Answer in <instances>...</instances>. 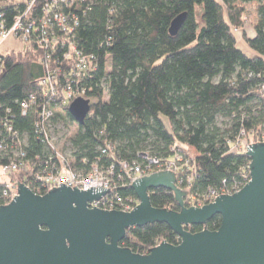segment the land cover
Segmentation results:
<instances>
[{"label":"trees","instance_id":"1","mask_svg":"<svg viewBox=\"0 0 264 264\" xmlns=\"http://www.w3.org/2000/svg\"><path fill=\"white\" fill-rule=\"evenodd\" d=\"M27 1L0 0V22L8 26ZM248 5L255 12L252 36L245 29ZM35 6L32 14L40 9L38 2ZM72 9L79 21L73 41L83 54L94 56V68L74 79L61 52L44 48L32 36L26 51H12L0 63V117L24 138L23 148L37 168L50 153L35 128L45 105L54 114V133L67 138L62 145L72 150L76 168L137 161L144 152L165 158L179 143L192 158V192L220 190L223 181L231 184L247 174L249 157L230 151L229 142L241 131L253 140L264 133V0H83ZM181 13L186 18L171 36L170 22ZM237 34L250 54L237 46ZM56 59L63 77L84 89L90 111L81 125L70 116L68 100L42 97L46 65L55 66ZM23 102L29 104L24 115ZM70 125L76 126L72 132ZM6 162L0 156V165ZM23 176L20 171L11 177L23 182ZM115 191L135 197L129 185ZM148 194L153 207L179 211L171 191L159 187ZM220 221L215 215L184 229L214 231ZM162 241L177 244L180 238L155 222L127 228L119 245L146 254Z\"/></svg>","mask_w":264,"mask_h":264},{"label":"water","instance_id":"2","mask_svg":"<svg viewBox=\"0 0 264 264\" xmlns=\"http://www.w3.org/2000/svg\"><path fill=\"white\" fill-rule=\"evenodd\" d=\"M186 18L177 15L169 26L175 36ZM90 111L87 100L70 102L68 112L81 125ZM249 181L233 194L221 193L201 206H186V192L175 184L172 171H159L130 184L138 202L129 211L90 207L109 188L80 190L60 183L35 194L17 181V195L0 205V264H264V142L250 144ZM171 191L179 211L151 205L148 191ZM221 218L217 230L189 232ZM165 223L180 241H162L146 254L121 247L129 227Z\"/></svg>","mask_w":264,"mask_h":264},{"label":"built area","instance_id":"3","mask_svg":"<svg viewBox=\"0 0 264 264\" xmlns=\"http://www.w3.org/2000/svg\"><path fill=\"white\" fill-rule=\"evenodd\" d=\"M80 1L83 0H28L25 9L20 14L14 15L8 26L3 20L0 22V44L12 37L24 43L28 49L29 37L32 36L44 48H51L54 53L61 52L63 62L69 64L72 77L75 79L84 69L94 68L92 62L94 56L83 54L75 45L72 37V32L79 24L78 17L72 7ZM36 2L40 4V9L37 13L32 14ZM12 51L18 50L11 49L4 54L0 53V63L2 57ZM44 59H49V55H46ZM60 63L56 59L55 66L46 65V74L41 79V84L45 86L43 99L71 102L78 97L84 98V89L79 85H74V79L63 77ZM1 74L2 67L0 65ZM31 103H35L34 100ZM21 105L22 115H24L29 104L23 102ZM53 115V112L45 105L41 107V122L35 128L42 142L48 146L50 153L45 158L43 165L38 168L33 159L27 157L23 148L26 145L24 138L23 140L19 138L18 131L13 129L9 120L0 117V156L7 158V162L0 165V174L6 177L0 180V205L8 204L17 195V181H14L11 176L20 171L24 176L23 182H19L24 183L35 194L48 192L52 187H59L60 183L71 188L76 186L80 190H87L92 186L97 188V185H101V188H109L108 192L92 201L90 207L123 211L133 209L138 199L136 195L135 197L121 196L115 191V188L130 186L135 179L155 172L172 171L175 174V184L186 192L184 200H187L190 206H201L211 202L221 193L233 194L250 179L248 170L247 174L241 175V180H234L231 184L223 181L220 190L209 189L204 193L192 192L194 178V172L190 171L192 158L187 148L179 143L170 147L171 154L165 158L150 156L144 152L138 155L139 160L137 161L118 164L112 162L108 165H104V162L103 165H100L98 162L91 164L86 170L76 168L72 164L75 161L72 150L64 149L62 138L54 133L51 120ZM251 139L244 131H241L236 140L229 142L230 151L245 153L250 144L264 142V133L256 140ZM68 145L67 142L66 146ZM101 153L105 154V149H102Z\"/></svg>","mask_w":264,"mask_h":264},{"label":"rangeland","instance_id":"4","mask_svg":"<svg viewBox=\"0 0 264 264\" xmlns=\"http://www.w3.org/2000/svg\"><path fill=\"white\" fill-rule=\"evenodd\" d=\"M254 18H255L254 9L251 5H248L246 8V22H245V29H246V32L248 35L253 34L252 23L254 21ZM237 37H238L237 46L240 49L244 50L246 53L250 54V50L243 44V41L241 39V35L237 34ZM11 49H16L18 51L19 50L22 51V50H26L27 46L24 43L20 42L19 40H16L12 37H9L0 44V53L4 54ZM220 121H221V119H218V122H220ZM61 124H62V122L58 121V122H56L55 125L57 127L61 128ZM71 125L69 126V128H70L69 132H72L76 129L75 125H73V127ZM57 135H60V132L57 133ZM62 140H67V138H64V139L62 138ZM251 140H253V139H251ZM5 178H6L5 176L0 174V180L5 179Z\"/></svg>","mask_w":264,"mask_h":264},{"label":"crops","instance_id":"5","mask_svg":"<svg viewBox=\"0 0 264 264\" xmlns=\"http://www.w3.org/2000/svg\"><path fill=\"white\" fill-rule=\"evenodd\" d=\"M253 34H251V36H252Z\"/></svg>","mask_w":264,"mask_h":264}]
</instances>
